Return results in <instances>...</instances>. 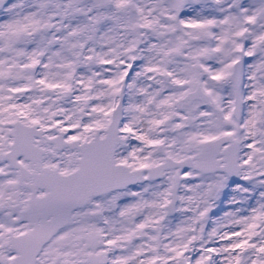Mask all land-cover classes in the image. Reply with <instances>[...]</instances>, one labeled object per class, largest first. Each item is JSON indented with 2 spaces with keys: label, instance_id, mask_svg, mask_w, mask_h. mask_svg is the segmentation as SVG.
<instances>
[{
  "label": "snow or ice",
  "instance_id": "snow-or-ice-1",
  "mask_svg": "<svg viewBox=\"0 0 264 264\" xmlns=\"http://www.w3.org/2000/svg\"><path fill=\"white\" fill-rule=\"evenodd\" d=\"M0 264H264V0H0Z\"/></svg>",
  "mask_w": 264,
  "mask_h": 264
}]
</instances>
